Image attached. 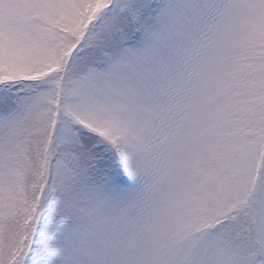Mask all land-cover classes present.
<instances>
[{
  "label": "snow or ice",
  "instance_id": "1",
  "mask_svg": "<svg viewBox=\"0 0 264 264\" xmlns=\"http://www.w3.org/2000/svg\"><path fill=\"white\" fill-rule=\"evenodd\" d=\"M0 264H264V0H0Z\"/></svg>",
  "mask_w": 264,
  "mask_h": 264
}]
</instances>
